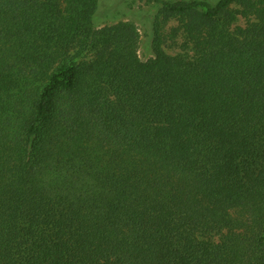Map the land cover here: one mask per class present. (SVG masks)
Segmentation results:
<instances>
[{"label": "trees", "instance_id": "1", "mask_svg": "<svg viewBox=\"0 0 264 264\" xmlns=\"http://www.w3.org/2000/svg\"><path fill=\"white\" fill-rule=\"evenodd\" d=\"M149 1L0 0V264H264V0Z\"/></svg>", "mask_w": 264, "mask_h": 264}, {"label": "rangeland", "instance_id": "2", "mask_svg": "<svg viewBox=\"0 0 264 264\" xmlns=\"http://www.w3.org/2000/svg\"><path fill=\"white\" fill-rule=\"evenodd\" d=\"M93 23L95 27L112 25L117 22L131 21L140 33L138 55L145 61L152 56L150 50L151 29L158 6L149 0H98ZM245 19L238 16L236 24L243 25ZM179 23L175 19L161 21L163 27L164 50L169 54L190 52L186 46L182 31L175 30ZM185 45V46H184Z\"/></svg>", "mask_w": 264, "mask_h": 264}]
</instances>
